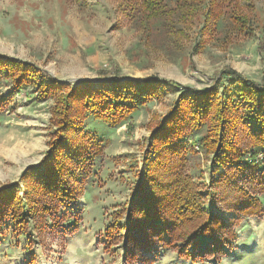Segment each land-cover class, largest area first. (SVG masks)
I'll use <instances>...</instances> for the list:
<instances>
[{"label":"rangeland","instance_id":"rangeland-1","mask_svg":"<svg viewBox=\"0 0 264 264\" xmlns=\"http://www.w3.org/2000/svg\"><path fill=\"white\" fill-rule=\"evenodd\" d=\"M122 1L126 2L0 0V56L33 64L65 84L90 82L95 87H114V77L135 82L156 77L165 82L160 85L159 97L148 99L132 113L131 124L129 120L111 126L89 115L72 132L73 140L81 135L99 143L100 153L88 157L91 164L86 178L87 168L79 167L82 181L76 202L49 214L43 231L29 225L23 233L31 236L30 245L34 246V258L28 264H64L66 257L75 262L81 252L72 251L70 242L82 222L84 228L88 225L99 230L98 251L86 255L94 264L102 262V252L106 264H146L144 260L124 262L125 230L119 229L126 225L127 205L140 194L137 189L147 167L145 150L152 124L174 107L181 93L190 95L192 90L207 89L218 81L220 86L234 88L231 81L219 79L227 68L255 82L264 81V0H249L254 8L251 12L247 2H241L243 12L252 20L248 35L230 34V30L227 35L201 34V25H196L166 47L144 42L122 14ZM53 108V98L40 97L33 87L17 91L0 77V188L27 185L22 176L27 169L36 168L47 152ZM184 144L189 150L188 172L204 198L203 209L234 222V214L224 206L230 196L221 202L211 187L216 170L223 171L222 167L213 164L212 155L204 154L190 140ZM258 154L257 164L264 168V151ZM259 198L264 206V195ZM110 226H116L119 238L113 245L106 237ZM235 231L232 246L220 261L194 263L168 248L159 250L162 244H156L159 253L153 264H264V216L241 217ZM12 233L15 235L14 230ZM1 240L0 264H6ZM13 242L27 246L23 239ZM107 244L109 252L104 249ZM12 256L17 257L15 253Z\"/></svg>","mask_w":264,"mask_h":264},{"label":"trees","instance_id":"trees-1","mask_svg":"<svg viewBox=\"0 0 264 264\" xmlns=\"http://www.w3.org/2000/svg\"><path fill=\"white\" fill-rule=\"evenodd\" d=\"M243 1L248 12L253 11L249 0H126L121 7L147 45L166 47L196 25H201V34L227 35L230 30V34L248 35L252 20L243 12ZM0 77L17 91L33 87L40 97L54 100L52 137L39 165L22 176L27 185L0 188V230L11 228L17 235L29 225L43 231L49 214L79 198V167L87 168L86 178L88 157L100 153L99 143L81 135L72 139L81 122L91 115L111 126L130 120L129 125L132 113L148 99L159 97L160 85L165 83L156 77L142 82L114 77V87L65 84L33 64L8 56H0ZM223 78L234 88L218 81L190 95L181 93L174 107L152 124L140 194L127 205V222L119 229L125 230V263L153 264L164 248L194 263L220 261L232 246L241 217L264 216L259 198L264 195V168L257 164L258 153L264 151V81L255 82L229 68L219 77ZM188 140L222 167L223 171L216 170L211 187L221 202L230 196L224 206L234 214V222L203 209L204 198L188 172L189 150L184 144ZM106 230L107 241L115 244L116 226ZM156 244H162L159 250ZM104 249L109 252L110 246Z\"/></svg>","mask_w":264,"mask_h":264},{"label":"crops","instance_id":"crops-1","mask_svg":"<svg viewBox=\"0 0 264 264\" xmlns=\"http://www.w3.org/2000/svg\"><path fill=\"white\" fill-rule=\"evenodd\" d=\"M82 199V198H81ZM83 202V200H82ZM83 212V209H82ZM83 226H79V230L77 232H75L73 237V240L70 242V247L72 251H78L81 252V254H79L78 258L76 259L75 262H72V260L68 257H66L64 264H94L91 260V257L87 258L86 255H92L93 253L98 251L97 248V232H99V230L97 231L94 230L93 228L89 227L88 225H86V228H84V222H82ZM106 226H104L105 228ZM103 228V226L101 227V229ZM12 229L9 228H5L3 229V233L0 234V238L1 243L3 242V244H1V252L2 255L4 257L5 260H8V262H5L6 264H28L30 262H32V259L34 258V251L33 245H30V241H31V236L27 235V234H23L20 233L19 235H17L15 233V235L12 233ZM13 239H15L16 241L23 239V241L26 243L27 246L24 245H20V244H16L13 242ZM68 242V243H69ZM20 245V246H19ZM15 250V251H14ZM163 250V249H161ZM101 252V251H100ZM16 254L17 257L14 258L12 256V254ZM103 253V252H102ZM100 253L99 255H101V261H95V264H106L105 258H104V254Z\"/></svg>","mask_w":264,"mask_h":264},{"label":"water","instance_id":"water-1","mask_svg":"<svg viewBox=\"0 0 264 264\" xmlns=\"http://www.w3.org/2000/svg\"><path fill=\"white\" fill-rule=\"evenodd\" d=\"M129 80V79H128Z\"/></svg>","mask_w":264,"mask_h":264}]
</instances>
